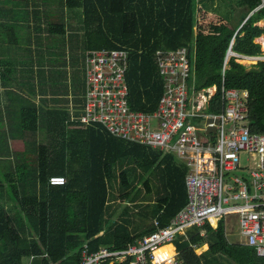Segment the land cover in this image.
I'll list each match as a JSON object with an SVG mask.
<instances>
[{
    "label": "trees",
    "instance_id": "1",
    "mask_svg": "<svg viewBox=\"0 0 264 264\" xmlns=\"http://www.w3.org/2000/svg\"><path fill=\"white\" fill-rule=\"evenodd\" d=\"M200 1L0 0V264H79L84 247L121 251L185 206L187 168L173 154L79 117L85 56L101 49L127 52L128 105L151 112L162 92L155 52L187 47L195 91L217 88L205 113H218L229 44L262 55L264 0H222L207 28L197 21ZM223 84L247 92L249 130L264 134V61L230 58ZM52 176L65 182L50 185ZM184 236L174 241L178 264H264L254 248L228 241L222 220Z\"/></svg>",
    "mask_w": 264,
    "mask_h": 264
},
{
    "label": "built area",
    "instance_id": "2",
    "mask_svg": "<svg viewBox=\"0 0 264 264\" xmlns=\"http://www.w3.org/2000/svg\"><path fill=\"white\" fill-rule=\"evenodd\" d=\"M232 43L221 69L218 113H205L217 88L195 91L194 56L187 47L155 52L162 92L151 112L128 105L126 51L86 53L79 122L98 124L114 137L173 154L187 168V202L168 225L160 228L154 220L157 229L124 250L88 253L84 247L79 264H113L128 257L133 258L132 264H161L155 259V250L184 236L189 228L206 223L215 227L219 220L224 228H236L237 243L264 257V134L249 130L247 92L223 84L230 58L247 66L245 62L264 61V54L233 52ZM64 182L63 177L49 178L50 185Z\"/></svg>",
    "mask_w": 264,
    "mask_h": 264
},
{
    "label": "rangeland",
    "instance_id": "3",
    "mask_svg": "<svg viewBox=\"0 0 264 264\" xmlns=\"http://www.w3.org/2000/svg\"><path fill=\"white\" fill-rule=\"evenodd\" d=\"M197 8H198V12H197L196 16L198 18L197 21H198L199 26H202L203 28H207L209 24H212V23L214 24V23L218 22L215 10L218 9V13L221 14V13L224 12V8L225 7L223 6L222 0H220V1H217V0H202V1H200V3L197 6ZM213 10H214V12H212ZM261 23L262 22H260V24ZM262 25H264V24H262ZM261 49H262V53L264 54V48L262 46H261ZM245 64L247 66H250V65H252L254 63L245 62ZM39 138L41 139V136H39ZM10 147H11L12 150H22L23 149V144H22V142H20L18 140H12V141H10ZM227 228L229 229V231L227 232V235H226L228 241H230V242H238V238L235 235V229L236 228L232 230L230 225H228ZM178 239H179L180 242H182L183 240H186L185 237H184L183 240H181L180 237ZM172 245H169V246L164 248V249L167 248L168 250H165V251L167 253H169V255H172V256L169 259H166L163 262H161V264H167L166 262L168 260L170 262V263L168 262V264H178V262H179L178 249H177V246H176V244L174 242L172 243ZM206 248H207L206 245H201V246H199L198 248H195V249H196V252H198V255H199L204 250H206ZM170 249L172 250V252L170 251ZM161 257H165V255L161 254ZM124 261L125 260L120 262V261L117 260V262L113 263V264L122 263Z\"/></svg>",
    "mask_w": 264,
    "mask_h": 264
},
{
    "label": "bare ground",
    "instance_id": "4",
    "mask_svg": "<svg viewBox=\"0 0 264 264\" xmlns=\"http://www.w3.org/2000/svg\"><path fill=\"white\" fill-rule=\"evenodd\" d=\"M259 42L261 43L262 47L264 48V38L260 39ZM180 238H181V240H183L184 236H180ZM174 241L169 242L168 244H171ZM168 244H165L164 246H166ZM165 252L166 251L164 250L163 246L154 251V256H155V259H156L157 262L161 263L164 260L169 259L172 256V255H169V253H167V252L165 253ZM161 254H164L165 257H161ZM168 262H169V260L166 263L168 264Z\"/></svg>",
    "mask_w": 264,
    "mask_h": 264
},
{
    "label": "crops",
    "instance_id": "5",
    "mask_svg": "<svg viewBox=\"0 0 264 264\" xmlns=\"http://www.w3.org/2000/svg\"><path fill=\"white\" fill-rule=\"evenodd\" d=\"M4 2V1H3ZM8 3V2H7ZM263 24V22L260 24L259 23V25L260 26H263L262 25ZM262 38H264V35H261L259 38H257V39H255V42L256 43H258V44H260V42H258L260 39H262ZM261 45V44H260ZM262 46V45H261ZM262 50V49H261ZM231 226V225H230ZM233 228H235V227H233V226H231V229L233 230ZM225 229V234L229 231V229L226 227V228H224ZM227 235V234H226ZM185 237V236H184ZM186 238V237H185ZM171 245H172V243H171ZM173 246V245H172ZM164 250H167V249H164Z\"/></svg>",
    "mask_w": 264,
    "mask_h": 264
},
{
    "label": "water",
    "instance_id": "6",
    "mask_svg": "<svg viewBox=\"0 0 264 264\" xmlns=\"http://www.w3.org/2000/svg\"><path fill=\"white\" fill-rule=\"evenodd\" d=\"M248 17V16H247ZM247 17H246V19H247ZM211 131H213V129H211Z\"/></svg>",
    "mask_w": 264,
    "mask_h": 264
}]
</instances>
